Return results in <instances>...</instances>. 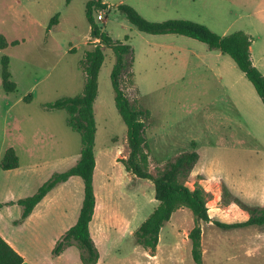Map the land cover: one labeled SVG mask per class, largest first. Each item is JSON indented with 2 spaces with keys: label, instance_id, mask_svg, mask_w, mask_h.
I'll use <instances>...</instances> for the list:
<instances>
[{
  "label": "rangeland",
  "instance_id": "rangeland-1",
  "mask_svg": "<svg viewBox=\"0 0 264 264\" xmlns=\"http://www.w3.org/2000/svg\"><path fill=\"white\" fill-rule=\"evenodd\" d=\"M88 1L0 0V34L20 41L0 49V163L9 147L19 157L17 168L0 165V227L35 264H83L77 244L54 253L57 233L72 224L82 205L80 176L52 189L50 199L57 207L25 223L17 200L35 193L52 173L67 170L80 158L81 136L67 124L68 113L45 104L84 90L80 60L98 41L91 37ZM105 1L107 7L94 10V19L114 39L131 44L133 75L124 74L122 87L132 103L151 113L145 131L150 171L157 174L196 140L203 156H211V173L225 181L264 179V103L233 58L186 35L142 32L118 8L128 3L151 21L194 20L222 35L245 31L253 38L252 58L262 72L264 0ZM98 10H104L102 21ZM57 13L59 23L48 31ZM104 48L94 102L99 206L90 226L101 255L98 264H194L188 233L195 217L187 207L161 229L156 256L135 242L134 231L159 201L154 183L128 172L120 160L129 154L128 127L115 104L111 73L116 55ZM4 55L10 58L11 78L17 84L11 92L2 84ZM28 94L32 97L26 101ZM199 176H189L187 184L194 187ZM218 182L220 188L209 192L212 216L218 212L224 220L243 219L242 208L226 203L224 185ZM216 226L205 227L204 264H264V226H251V238L244 239L249 230Z\"/></svg>",
  "mask_w": 264,
  "mask_h": 264
},
{
  "label": "trees",
  "instance_id": "trees-1",
  "mask_svg": "<svg viewBox=\"0 0 264 264\" xmlns=\"http://www.w3.org/2000/svg\"><path fill=\"white\" fill-rule=\"evenodd\" d=\"M106 7L107 3L103 0H89L86 5V14L91 24V37L98 41L94 42L95 47L87 50L83 59L80 60V67L85 72L84 90L79 94L63 96L45 104L47 109H63L68 113L67 124L81 136L80 158L67 170L52 173L35 193L17 200L22 207L21 219L28 217L35 206L57 185L74 175L80 176L84 181V198L77 222L58 240L54 253L59 254L68 246L77 244L83 264H96L99 261L100 252L90 231V222L93 219L97 201L94 187L96 167L94 146L97 131L94 102L98 95L99 72L105 60L104 47H110L116 55V63L111 73L115 104L128 127L129 154L120 160L128 172L154 183L156 199L159 201L153 212L135 230V242L155 254L160 241V232L165 223L171 219L177 209L187 207L195 217V224L188 233L194 264H204L201 222L212 221L208 207L211 194L199 181L195 182L194 188L187 184L199 159L198 142L192 140L189 149L169 160L157 174L150 171L145 131L151 113L149 109L132 103L124 92L122 87L124 74L133 75L131 70L134 60L133 50L130 43L114 39L108 31L102 30L96 23L93 16L94 10ZM118 8L142 32L186 35L207 43L210 49H217L230 55L253 83L264 103V74L253 62L251 55L253 38L250 34L239 30L222 35L207 25L190 19L174 18L151 21L128 3H121ZM59 16L60 14L57 13L51 18L47 26L48 31L59 23ZM19 42V40L9 41L4 34H0V49ZM9 64V56L4 55L2 57V84L6 91L11 92L17 89V84L11 78ZM31 97V94H28L24 99L29 101ZM0 165L3 169H13L19 166V157L15 148L9 147L5 151ZM199 178L202 177L199 176ZM222 193L223 197H228L227 204L237 203L248 212L249 217L245 221L233 223L214 220L218 227L233 229L251 225L264 226V204H248L239 196L232 194L225 185ZM24 260V256L0 234V264H23Z\"/></svg>",
  "mask_w": 264,
  "mask_h": 264
},
{
  "label": "crops",
  "instance_id": "crops-1",
  "mask_svg": "<svg viewBox=\"0 0 264 264\" xmlns=\"http://www.w3.org/2000/svg\"><path fill=\"white\" fill-rule=\"evenodd\" d=\"M104 3H107L105 0H103ZM108 5V3H107ZM252 47V45H251ZM214 50H217V49H214ZM219 51V50H218ZM222 53V52H221ZM251 55H252V52H251ZM253 59V58H252ZM254 64L255 61L253 60ZM216 64L219 66V65H222L221 64V60H219L218 62H216ZM264 73V71H262ZM245 74V73H244ZM261 98V97H260ZM198 146H199V143H198ZM198 152H199V159L197 161V163L195 164L191 174H190V177L191 178H195L196 176L198 175H201L202 176V179H200V183L205 187V189L208 191V192H211V187L213 189H219L220 186H219V182L218 181H221V183L225 186H227V188L230 190V192L236 196H239L242 200L244 199L245 201H248L247 203L250 204V203H258L259 205H263L264 204V179L262 180H259V181H249V182H246L244 181V179H241V178H234V179H227V181L224 180V178L222 176H220L219 174H216V173H211V156H203V152L202 150L200 149V147L197 148ZM211 178L215 179L212 183H211ZM231 178V177H230ZM191 187V186H190ZM57 187H55L53 189V191L56 189ZM191 188H194V187H191ZM52 190L35 206V208L33 209L32 213L26 217L24 220H23V223H25L26 221H28L29 219H32L34 216H41L42 214H44V211L45 210H48V209H51L52 207H57L55 205L54 202L51 201L50 197L53 192ZM248 193H247V192ZM250 191H252L251 193H249ZM96 199H97V194H96ZM243 200V201H244ZM98 203V200L96 201V206H95V213L93 215V219L96 217V214H97V209H98V206L99 204L97 205ZM209 205V204H208ZM251 205H255V204H251ZM82 206V205H81ZM229 206L231 207H239V205L235 202H231L229 204ZM209 207V206H208ZM81 209V207H80ZM181 208L177 209L171 219L167 222V223H170V221H172L173 219V216L174 214L180 210ZM242 212H243V219L241 220H224L222 218H220V216H217L218 215V212H215L214 216H212L211 214V209L209 208V214L212 218V221H209V222H204L202 221L201 222V225H202V229H203V233H202V244H203V240H204V237H205V233H206V230H205V227L208 225V226H211V227H214L215 224H214V220H219V219H222L220 221H223V222H228V223H233V222H240V221H245L248 219L249 217V214L246 210L242 209ZM79 213H80V210L77 214V216L75 217L74 221L72 222V224H67V225H64L63 228H61V231L59 233H57L56 235V238L55 239H60L61 236L71 227L73 226L76 222H77V219H78V216H79ZM22 214V212H21ZM215 217V218H214ZM92 219V221H93ZM25 221V222H24ZM92 221L90 222V226H91V223ZM194 224H195V221H194ZM194 226V225H193ZM251 226H255V225H251ZM251 226H246V227H239V228H233V229H243V231H247L249 230L250 232L243 235V239L244 238H251L252 234L251 232L253 231L250 227ZM218 227V226H216ZM164 228V226H163ZM162 228V229H163ZM91 229V228H90ZM91 231V230H90ZM135 232V231H134ZM0 234L19 252L21 253L25 260L23 262V264H35L34 262H32L30 259H28L27 256H25V254L22 253L21 249L17 246V244L13 241V239H11V237L9 235H7V233L0 227ZM189 238V237H188ZM159 245H160V241H159V244H158V247H157V250L155 251V254H153L154 256L157 255V252H158V249H159ZM149 250V249H148ZM150 251V250H149ZM151 252V251H150ZM153 253V252H151ZM101 260V255H100V258H99V261L96 263L98 264Z\"/></svg>",
  "mask_w": 264,
  "mask_h": 264
},
{
  "label": "built area",
  "instance_id": "built-area-1",
  "mask_svg": "<svg viewBox=\"0 0 264 264\" xmlns=\"http://www.w3.org/2000/svg\"><path fill=\"white\" fill-rule=\"evenodd\" d=\"M97 18L101 21L105 19L104 10H98Z\"/></svg>",
  "mask_w": 264,
  "mask_h": 264
}]
</instances>
